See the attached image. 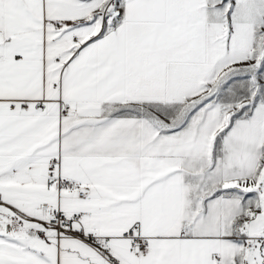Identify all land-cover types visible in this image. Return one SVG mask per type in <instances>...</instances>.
<instances>
[{"label": "snow or ice", "instance_id": "1", "mask_svg": "<svg viewBox=\"0 0 264 264\" xmlns=\"http://www.w3.org/2000/svg\"><path fill=\"white\" fill-rule=\"evenodd\" d=\"M0 264H264V0H0Z\"/></svg>", "mask_w": 264, "mask_h": 264}]
</instances>
